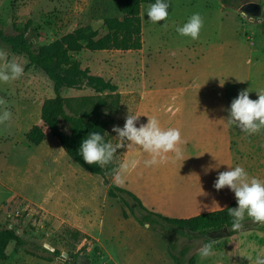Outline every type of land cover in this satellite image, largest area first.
Here are the masks:
<instances>
[{
    "label": "rangeland",
    "instance_id": "rangeland-1",
    "mask_svg": "<svg viewBox=\"0 0 264 264\" xmlns=\"http://www.w3.org/2000/svg\"><path fill=\"white\" fill-rule=\"evenodd\" d=\"M249 1L257 0H170L169 16L159 23L148 20V4H143V51L86 49L74 54L83 69L118 86V110L105 111L107 139L115 144L113 127L122 128L129 111L136 114L141 107L144 82L154 89L150 104L165 110L189 107L193 93L210 96L214 90L227 96L228 109L242 90L250 88V98L258 99L255 90H264V13L263 21L244 16L240 9ZM193 13L204 19L197 40L176 31ZM114 18L123 20L117 0H0V29L25 36L34 49L77 29L103 38L110 34L105 22ZM0 49L9 60L27 61L21 78L0 82V98L12 113L10 121L0 124V228L14 229L26 241L19 249L12 243L0 264H76L79 255L90 258V264H177L168 239L141 224L124 200L110 196L117 186L114 173L107 178L91 174L60 153V142L42 122L43 104L55 96L53 83L26 55ZM62 96L78 100L75 106L83 98H98L87 87L63 89ZM37 125L45 132L39 146L28 139ZM171 126L166 117L164 127ZM232 138L236 161L247 164L250 176L264 180V130L247 135L232 126ZM127 145L125 141L115 154L116 169ZM241 224L237 233L215 240L173 234V254L182 264H264V222L255 224L246 215ZM210 241L211 254L202 257L198 250ZM55 250L61 256H54Z\"/></svg>",
    "mask_w": 264,
    "mask_h": 264
},
{
    "label": "trees",
    "instance_id": "trees-1",
    "mask_svg": "<svg viewBox=\"0 0 264 264\" xmlns=\"http://www.w3.org/2000/svg\"><path fill=\"white\" fill-rule=\"evenodd\" d=\"M117 2L123 20L115 18L107 20L105 25L110 34L100 39L88 36L83 29H77L59 40L34 49L33 44L25 36L8 35L0 29V48L6 47L14 54L26 55L30 65L43 71L53 83L55 96L46 100L42 107L44 126L50 130L52 136L58 139L72 161L85 171L104 178L112 175L116 170L114 161L104 168L98 165H88L79 155V148L89 132L108 131L110 122L106 118L107 112L105 111L106 109L108 111L118 110L120 103L118 86L103 77L91 74L88 68L83 69L80 63L75 61L73 55L86 49L90 51L109 49L137 51L142 49L141 8L143 4H150L154 0H117ZM85 87L98 94L96 101L83 98L75 106L78 100L62 96L63 89L81 90ZM44 138L45 132L39 125L34 126L28 134L29 141L35 146H39ZM105 140H108L107 137ZM109 194L111 197L124 200L141 224L149 225L151 229L158 231L168 239L169 253L177 264L182 263L180 256L173 254L176 249L173 234L191 237L192 235H207L224 228H228L231 235L238 232V229H233V218L228 215L226 208L193 218L172 219L148 210L139 198L123 188L112 187ZM127 198L133 203L130 204ZM235 206L236 203H232L228 208ZM12 243L17 249L26 245V241L14 229L0 228V262L7 259V248ZM43 250L51 253L45 248ZM184 253L185 250H182L180 255L183 256ZM52 254L61 256L59 250H55ZM47 260L52 261L50 258Z\"/></svg>",
    "mask_w": 264,
    "mask_h": 264
},
{
    "label": "crops",
    "instance_id": "crops-1",
    "mask_svg": "<svg viewBox=\"0 0 264 264\" xmlns=\"http://www.w3.org/2000/svg\"><path fill=\"white\" fill-rule=\"evenodd\" d=\"M254 2L262 6L264 13V0ZM143 85L145 87L140 93L142 103L136 114L144 116L137 121V127L147 123V116L157 117L164 127L167 117L171 127L181 130L182 138L187 142L182 145L184 157L188 159L176 160L170 154L168 160L148 166L145 164L150 159L148 154L127 145L124 161L135 160L138 163L124 174L125 182L119 187L133 193L148 210L172 219H188L221 210L213 200L221 207L236 203L229 188L219 191L214 188L219 172L229 170L228 166H240L236 161L232 126H225V122L219 120L229 114L227 96L224 94L223 97L216 90L215 93L209 92L210 96L193 93L189 96V107H168L165 110L159 103L156 106L150 104L155 100L154 89L146 82ZM209 165L219 168L206 173L204 169ZM242 165L245 168L247 164L244 162Z\"/></svg>",
    "mask_w": 264,
    "mask_h": 264
},
{
    "label": "clouds",
    "instance_id": "clouds-1",
    "mask_svg": "<svg viewBox=\"0 0 264 264\" xmlns=\"http://www.w3.org/2000/svg\"><path fill=\"white\" fill-rule=\"evenodd\" d=\"M169 7L170 0H154L146 6L145 14L152 23H159L167 20ZM203 27V17L199 13H193L183 25L177 26L176 31L181 36L197 40ZM26 63V60L16 56L9 60L8 52L0 49V82L9 83L21 78L24 75ZM224 82L225 80L220 81L221 87ZM251 91L253 90L250 88L242 90L231 102L227 118L219 119L225 122V126L238 127L247 135L257 134L264 130V90H255L258 96V99L255 100L249 96ZM141 116L144 115L131 114L129 111L124 126L122 128L113 127L112 131L116 133L115 139L117 141L115 144L111 140H105V137L109 135L107 132H89L80 144L79 155L82 156L86 164L104 168L113 162L117 150L124 147L125 141H127L128 147H138L148 154L150 159L145 161L148 166L168 160L170 154L176 160L188 159L184 157L182 147L187 142L182 138L179 128H165L155 116H147V123L137 127V121ZM11 118L12 113L7 107V101L0 98V124L10 121ZM58 150L62 155L68 154L64 147H60ZM137 163L135 160L122 162L114 171L113 183L117 186H123L124 174L134 169ZM215 168L219 167L209 165L204 171L207 173ZM228 169L218 173L214 188L217 191L225 187L229 188L234 193L236 206L221 207L218 202L213 200L214 203L221 210L227 209L228 215L233 218V229H239L242 226L241 222L246 215L254 222H264V180L250 176L239 165L228 166ZM203 193L207 195L204 191ZM212 243L210 241L201 245L198 251L202 257L211 254Z\"/></svg>",
    "mask_w": 264,
    "mask_h": 264
},
{
    "label": "water",
    "instance_id": "water-1",
    "mask_svg": "<svg viewBox=\"0 0 264 264\" xmlns=\"http://www.w3.org/2000/svg\"><path fill=\"white\" fill-rule=\"evenodd\" d=\"M241 13L246 16L251 18L252 20H254L255 18H257L258 20L262 19V15H263V9L262 6L254 1H249L246 2L240 9ZM230 232L228 231V228H224L223 230L220 231H215V232H211L208 233L207 235L212 239H220L224 236H229ZM68 255V254H66ZM91 260L90 258L86 257V256H82L79 255L76 258V264H90Z\"/></svg>",
    "mask_w": 264,
    "mask_h": 264
}]
</instances>
